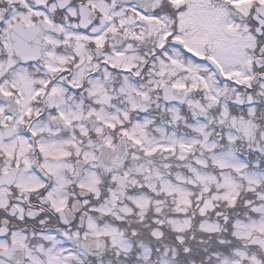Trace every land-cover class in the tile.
Wrapping results in <instances>:
<instances>
[{
	"label": "snow or ice",
	"instance_id": "obj_1",
	"mask_svg": "<svg viewBox=\"0 0 264 264\" xmlns=\"http://www.w3.org/2000/svg\"><path fill=\"white\" fill-rule=\"evenodd\" d=\"M0 264H264V0H0Z\"/></svg>",
	"mask_w": 264,
	"mask_h": 264
}]
</instances>
